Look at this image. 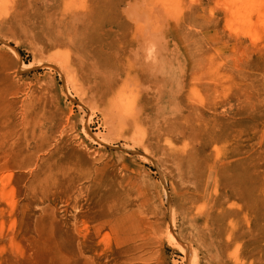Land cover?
I'll return each instance as SVG.
<instances>
[{
  "label": "rangeland",
  "instance_id": "rangeland-1",
  "mask_svg": "<svg viewBox=\"0 0 264 264\" xmlns=\"http://www.w3.org/2000/svg\"><path fill=\"white\" fill-rule=\"evenodd\" d=\"M227 1L0 0V264H264V0Z\"/></svg>",
  "mask_w": 264,
  "mask_h": 264
},
{
  "label": "bare ground",
  "instance_id": "bare-ground-1",
  "mask_svg": "<svg viewBox=\"0 0 264 264\" xmlns=\"http://www.w3.org/2000/svg\"><path fill=\"white\" fill-rule=\"evenodd\" d=\"M237 3H242L244 7H242L241 10L236 13L235 19H238V18L241 17V15H242L241 12L247 13L248 8L246 6H248L249 0H243V2H242V0H228L227 1V4L228 5H235ZM89 12H90V14L88 15V18H91L92 17L93 19H97V16L98 15L96 13V8H91V11L89 10ZM102 19H104V18H102ZM26 25H27V23H26L25 20H23L21 18L20 19L19 18H15V20H11V21H8V22H4L2 24V26H1V28L6 29V30L16 31V30H19V28L21 26H26ZM31 26H32V24H31ZM32 33L34 34V31H32ZM45 37H48V35H44V38ZM47 40H50V39L47 38ZM16 55H17L18 58L20 57L18 53H16ZM96 71L95 70H90V71L85 72V73H86V76L88 74V75H97L98 77H100V76H102V75H104L106 73L105 71H102L101 74L99 75V72L98 71L96 72ZM103 88L106 89V91H110L112 89L111 86H104ZM227 168L230 169V167H227ZM210 218H211L210 216H207V219L208 220H210Z\"/></svg>",
  "mask_w": 264,
  "mask_h": 264
}]
</instances>
